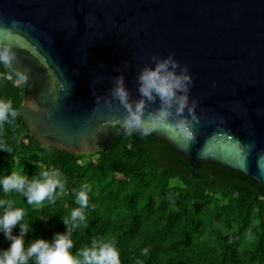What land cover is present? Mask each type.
Returning <instances> with one entry per match:
<instances>
[{
    "label": "water",
    "instance_id": "95a60500",
    "mask_svg": "<svg viewBox=\"0 0 264 264\" xmlns=\"http://www.w3.org/2000/svg\"><path fill=\"white\" fill-rule=\"evenodd\" d=\"M0 28L11 30V67L28 77L17 116L44 147L89 155L112 145L127 115L116 79L134 106L141 70L172 55L191 83L184 111L173 106L168 119L192 138L144 136L194 174L214 164L264 191V0H0ZM160 108L145 101V117Z\"/></svg>",
    "mask_w": 264,
    "mask_h": 264
},
{
    "label": "trees",
    "instance_id": "16d2710c",
    "mask_svg": "<svg viewBox=\"0 0 264 264\" xmlns=\"http://www.w3.org/2000/svg\"><path fill=\"white\" fill-rule=\"evenodd\" d=\"M14 71L0 64V99L16 110L25 89ZM0 143L8 148L0 151V178L59 170L64 183L63 193L57 189L54 200L40 205L0 190V200L22 208L21 223L33 229L25 248L65 233L62 218L79 207L76 195L85 190V221L71 231L74 255L93 241L114 240L121 264H264V191L240 174L214 164L197 165L194 174L166 143L137 133L124 132L89 155L53 150L33 139L19 116L0 124ZM19 233L17 225L12 234ZM9 244L0 233V249Z\"/></svg>",
    "mask_w": 264,
    "mask_h": 264
},
{
    "label": "clouds",
    "instance_id": "9594fccd",
    "mask_svg": "<svg viewBox=\"0 0 264 264\" xmlns=\"http://www.w3.org/2000/svg\"><path fill=\"white\" fill-rule=\"evenodd\" d=\"M10 35V29L0 28V64L6 68L12 66L15 58L7 42ZM178 69L180 65L172 55L157 61L154 67L142 69L138 77V91L142 99L134 106L129 103V93L124 87L123 77L116 79L112 95L119 100L127 112V115L117 123L128 135L133 133L147 135L157 130H169L178 132L186 139L192 138L191 126L184 120L171 123L168 119L169 109L173 106L177 114L182 113L187 106L191 77L187 74V67ZM14 75L17 83H27V74L15 70ZM157 98L161 102L160 110L145 117V101H154ZM29 107L35 110L34 104H30ZM16 116L17 111L13 109L12 102L0 99V124L10 122ZM0 151H8L7 146L0 143ZM57 189L61 193L64 191L59 170L43 171L38 177L31 179L15 172L0 178V190L3 193H19L26 198L29 205H40L46 199L54 200ZM76 203L79 207L71 211L70 217L62 218V222L66 225L65 233L54 234L51 241L37 238L25 248L24 237L33 229L30 225L21 223L25 215L24 210L14 207L11 200H0V208H3V214L0 215V233L10 241L8 248L0 249V264H29L30 261H33V264H121L120 253L114 240L93 241L91 247L80 249L75 255L72 253L71 249L74 245L70 238L71 231L80 226L76 221H85L83 210L89 207L85 190L77 193ZM17 225L20 233L13 236V229ZM147 253L148 249H143V254Z\"/></svg>",
    "mask_w": 264,
    "mask_h": 264
}]
</instances>
